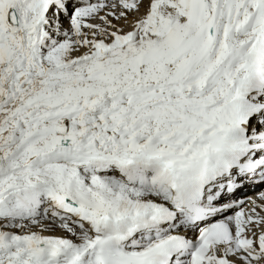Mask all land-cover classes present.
I'll return each mask as SVG.
<instances>
[{
  "label": "bare ground",
  "instance_id": "bare-ground-1",
  "mask_svg": "<svg viewBox=\"0 0 264 264\" xmlns=\"http://www.w3.org/2000/svg\"><path fill=\"white\" fill-rule=\"evenodd\" d=\"M119 1L121 4H118L117 10L119 12L123 11V16L126 12L125 10H128V2L130 1ZM184 1L151 0L150 3L154 5L157 15H152L148 10L143 11L144 18L152 16L154 19L151 29L143 28L140 33L138 30L128 31L127 33H117L115 31L112 33L111 38L113 41L110 43L108 42V38L105 39V42H90L88 46L92 45V47L89 48L87 46L89 49L80 51L77 57H73L67 62L60 64L57 61L52 62V68L67 66L69 70L64 72V69L63 73L58 71L59 74L49 73L46 77L51 79V83H54V81H66V78L74 76L76 73L86 74V72H90L91 75L92 72L97 73H94V76L91 78L87 77L84 81L82 79L85 77H83L81 79L82 82L79 81L81 83L76 84V86L73 84H61L63 88L60 86L58 89H55L54 87L55 93L45 95L47 93L45 91H49L50 89L47 88L48 90H45L47 86L39 88L41 76L42 73H45V69L38 65L35 56L38 50L45 53V49L51 48L54 44L56 45L57 42L64 39L63 37L67 33L72 32L71 27L65 23L69 20V16L67 19L65 18L66 15H60L58 29L51 24L45 28V26L35 20H37V15L42 12L46 0H0V119L9 118L2 121L5 123H1L0 121V125L3 124L0 127V137L10 130L8 128L12 126V123L14 125L19 124L17 122L18 119H13V117L15 118L18 115L19 110L25 109L33 97H36L35 100L40 102L39 99H42L40 97L45 95L44 102L48 101L46 106H50V103H53L55 98L77 95L78 101H81L79 106L82 105L80 110H76V113L72 111V107H70L71 110H68L70 113L67 115V119L69 117L77 118L78 123L73 124L72 122L73 125H70L71 123L69 122L68 124V120H66L68 125L67 130H58L56 133L54 131V133L48 132V134L36 136L28 145V147L31 145L35 146L36 151H32L28 155L25 153L26 156L21 154L24 157L20 161H23L24 165H21L20 161L13 162L14 165H17V171L27 165V157L29 158L32 154L35 155L34 159L38 161L32 164L30 169L25 173L28 176H32L28 178V181L35 190H40L39 193L45 195L40 199L37 208L33 212L27 214L21 210L17 214H10L12 217L10 218L13 220L7 221L4 224L8 225L12 223V225H15L18 222L16 220L18 217L25 219L45 217V219L42 218L46 222L44 229H49L52 225H56L53 222L70 223L79 231L80 235L84 233L88 234L91 233V230L87 225L80 223L79 214L87 209L101 207V210L96 211V214L100 219L103 218V224L97 232L98 236H102L106 231V228H103L105 224H107L108 228H111V224L105 221V215L114 217L118 215H132L134 211L138 209L145 210L155 203V200L147 195L145 196V193L142 196L135 195L133 190H137L138 188L134 185L131 186L130 184L120 182L118 183L120 187L114 186L116 183L110 179L111 171H106L98 175V177L88 175V171L83 172L84 166L90 165L88 163L98 165L96 161L107 160L108 158L110 160L112 157L118 155L131 157L129 153L115 151L117 148H128L131 153L138 152V154L147 159L151 151L158 150L157 146L163 142L161 139L167 138L163 134V136H148L149 139L146 146L145 144H139L143 141H133L131 137L137 134V132L126 121L130 117L127 118L124 115L125 118L123 119L122 117H115L113 114L112 117L104 121L100 119L93 121L95 119L93 118L92 125L89 127L90 129L79 122V120H87L91 116L97 117L101 111L100 108L109 109L110 106L116 107V109H123L128 104H131L127 98L131 99L130 95L133 93L135 87L140 91H136L134 95V103L136 104H143L145 102V97L140 100H138V97L146 96L149 93L146 88H153V92L163 91V93H167L165 97L179 100L180 103L186 102L191 108L189 109L190 111L196 105V109L198 110L199 108H204L201 111L203 117L207 114H214L224 123L225 118L222 117V111L225 109L224 106L228 107L227 103L233 94L232 89L239 77V67L246 59V57L242 56L244 42L237 39L234 48L224 49L223 53L218 50V33L215 32L219 29L217 25H220L226 16L229 0H211L212 2L210 0H190L192 3L191 7H187ZM241 2L242 0H235L234 6L237 7V4ZM146 4L144 1L141 3V6L145 7ZM85 5L83 2L75 3L74 9L81 8L80 12H82V7H85ZM238 7L240 11H246L247 9L239 5ZM10 10L15 12L16 19L14 23H11L7 19V11ZM111 12L112 8L106 9V13ZM101 14L103 13L101 12ZM123 18L124 20L131 21L132 26L139 27V24L136 22L137 17H133L134 22H132V18L130 19L128 15ZM117 24L118 26L120 25V23ZM204 24L206 29L201 30ZM40 29H43L42 33H40ZM44 29L47 30V33H45ZM44 34L47 35L41 39V35ZM196 34L200 35L196 36ZM40 42H42L41 45ZM200 47L204 49L200 50ZM27 50L28 54L25 55ZM219 52L222 54L221 58L224 57L221 62H219L220 57L216 60L214 59L215 53ZM31 54L34 56H31ZM205 56L207 58L203 59ZM91 58H94L95 61H90ZM201 58L203 64L200 62ZM214 60L219 63L217 69L210 73V68L207 72L209 73L208 77H202L204 70ZM80 63L82 66L78 67L77 64ZM72 67L75 69L71 70ZM77 69L78 71H76ZM92 69H96V71H92ZM14 72L18 73L15 79H13ZM83 75L81 74V76ZM55 84L54 86H56ZM25 89H28L29 92L25 93ZM144 89L146 91H143ZM145 93L146 95H144ZM127 95L128 97H126ZM49 97L52 100H49ZM17 98L21 101L17 102ZM36 102L30 104H35ZM176 107L178 108V106ZM39 109L36 108V111ZM59 112L53 115L52 113H50L51 115L48 114V118L52 119L49 122L53 123L58 129L61 128L58 122L64 119L61 111ZM75 114L77 117H75ZM168 115L172 116L170 113ZM211 118H214V116H211ZM211 118L209 117L210 120H212ZM150 119L153 121L154 128L160 127L159 119L155 117ZM209 119L202 118L200 121H207ZM189 120L190 118H186V121ZM147 121L145 119L146 125L143 127L145 130L150 129V123ZM7 123L11 124L8 125ZM77 124H79L80 129ZM94 124L97 127H94ZM178 125L179 123L173 124L172 127ZM216 128V125H213V129ZM8 132L9 135H12L11 131ZM12 137L7 138L2 142V145L10 147L12 145ZM90 147L93 149H90ZM59 151H65V154L62 152L63 154L55 156L54 153ZM46 155H54L55 157L47 160ZM72 168H77L78 170H72ZM2 171L6 172V168L0 165V182H7L8 174H3ZM22 175L19 171L17 172L15 177L19 178V180L16 181L18 184H13L15 188L22 184ZM84 175L86 177L81 180L80 177ZM114 176L117 177L116 175ZM20 178L22 179L20 180ZM130 187L132 188L131 191H129ZM24 190L26 196L31 194L28 189L24 188ZM10 191V185H7L4 189H0V197L2 196L4 200L11 198V201H16L17 198ZM45 196H50L51 199H46ZM48 200L50 202H47ZM43 203L46 204L47 213L43 210L45 209ZM137 204L139 205L134 206ZM258 204L264 205V198L260 199ZM9 211L12 210L9 209L7 212L4 210L6 213ZM261 212L263 210H259V213ZM257 216L258 214L252 215L253 218ZM30 222L23 219V221L18 222L19 225H15V231L19 227H22V230L26 227L34 229L28 236L21 237L20 239V241L25 240L28 245H34L33 248L40 250L38 254L36 252L32 256L31 264H78L82 262L84 252L81 253L74 247L64 246V243L68 242V238H64L63 236H59L60 239H57L55 236L54 239H47L45 242H49V245L47 247L44 246V248L41 247L44 244L43 239L45 237L43 229L29 227ZM122 224L123 221L119 223V226ZM58 226L60 225L58 224ZM62 230L66 231V233L68 232L65 229ZM2 234V236L7 237L10 233L9 230H3ZM93 239L89 241L86 250L91 251L93 248H96L97 243ZM21 245L19 244V246ZM0 248H5V244L0 243ZM25 251L20 248L19 251L15 252L21 255ZM5 253L4 256L0 255V264H18V262H14V259H7L11 258L12 255L9 251ZM42 255H46L48 258L41 259ZM21 257L24 256L21 255ZM18 261L21 260L18 258ZM223 262L229 264L227 260H223Z\"/></svg>",
  "mask_w": 264,
  "mask_h": 264
},
{
  "label": "rangeland",
  "instance_id": "rangeland-1",
  "mask_svg": "<svg viewBox=\"0 0 264 264\" xmlns=\"http://www.w3.org/2000/svg\"><path fill=\"white\" fill-rule=\"evenodd\" d=\"M141 5V4H140ZM121 20H123V19H121ZM120 20V21H121ZM139 33H140V31H138ZM64 39L63 40H61V41H59V42H57L56 43V45L54 44L51 48H47V49H45L44 50V52L45 53H43V52H40V50H38V52H37V55L35 56V59L38 61V65H40V67L41 68H43L44 67V69H45V73H42V78H41V80H40V82H41V84H39V88H41L42 86V88H44L45 86H47V87H45V90H48V89H50L49 91H50V93H49V91H45V92H47V93H45V95H47V94H52V93H55L56 91H55V89H58L60 86L63 88V85H61V84H66V85H74V86H76V84H78V83H81L82 82V80L84 81L85 79H87V77L88 78H91V77H93L94 76V73H97V72H92V75L90 74V72L89 73H87L86 72V74L85 73H76V75H74V76H69L70 77V79H69V77L68 78H66L65 80L66 81H62V82H58V81H54V83H56L55 85L56 86H54V83L52 82L51 83V79L50 78H47L46 76L49 74V73H58L59 74V72L58 71H60V73L62 72L63 73V70H64V72L65 71H68L69 70V67H67V66H64V67H58V68H52V62H54V61H57L59 64L60 63H62V62H67L68 60H70V59H72L73 57L75 58V57H77V54H78V52H80V50L81 51H85V50H88L89 48L87 47L88 46V44H87V39H86V37H84V36H81L80 37V34L79 33H68V34H66V36L65 37H63ZM102 42H105V40H103ZM33 52L34 53H36L34 50H33ZM33 53V54H34ZM28 54V50H27V53H25V55H27ZM31 56H34V55H32L31 54ZM114 56V55H113ZM31 59H32V57H30ZM47 61V62H46ZM90 61H95V59L94 58H91L90 59ZM94 63H96V62H94ZM42 65V66H41ZM77 66L78 67H81L82 66V64L80 63V64H77ZM51 67V68H50ZM57 69V70H56ZM67 69V70H66ZM73 69H75V68H71V70H73ZM102 70V69H101ZM76 71H78V69L76 70ZM92 71H96V69H92ZM14 75H13V79H15L16 78V76H17V72H14L13 73ZM81 74L83 75V76H81ZM89 75V76H88ZM45 77V78H44ZM75 77V78H74ZM83 77H85L84 79H82ZM23 78V77H22ZM45 80H44V79ZM77 79H79V80H77ZM82 79V80H81ZM49 81H50V83H49ZM79 81H81V82H79ZM64 82V83H63ZM70 82V83H69ZM77 82V83H76ZM53 88H52V87ZM54 87H55V89H54ZM48 88V89H47ZM54 91V92H53ZM74 91V90H73ZM24 92L26 93V92H29V90L28 89H25L24 90ZM72 92V91H71ZM74 93V92H73ZM28 94V93H27ZM26 94V95H27ZM42 95V94H41ZM45 95H42L40 98H42V99H39L40 100V102L39 101H37V100H35L36 99V97H33V98H31L30 99V101H29V104H27L26 105V107H25V109L23 108L21 111L19 110L18 111V115H16L15 116V118L13 117V119H18L17 120V122H19V126L17 125V124H13L12 123V126L11 127H9L8 129H10V130H8V131H13V130H15V131H13V134L12 135H10V137H12V136H14V137H12L13 139H12V145L10 146V147H8V146H3V145H1L0 146V161H2L1 162V164H4L3 166H5V168H6V174H8V179H7V182L6 181H2V182H0V189H4L7 185H10V187H11V193L12 194H14L15 195V197L17 196V197H22L23 195H26V192H25V190H24V188H26V189H28L29 191H30V189H33V186H32V184L31 183H29V181H28V178L29 177H32V176H28V174L26 175V173L25 172H27L29 169H30V166L32 165V164H34V163H36L38 160H35L34 158V154H32L29 158L27 157V159H28V161H26L27 162V165H25L23 168H21L20 170H17L16 171V167H17V165H14L13 164V162L14 161H20L24 156H26V155H28L29 153H32V151L34 152V151H36V149L34 150V146H30V147H28L27 145H29V143L31 142V140H32V138H33V135L34 134H36L35 135V138H36V136L38 137V136H40V135H42V134H48V132H53L54 133V131H55V133L57 132V130H59L58 129V127H56V128H54V127H52V126H54L53 125V123H51V122H49V121H51L52 119L51 118H48V116L49 115H51L50 113H52V115L55 113V114H58V113H60L59 111H61V113L63 112V113H68V115H69V113H70V111H68V110H71L70 109V107H72V111L73 112H75L76 113V110H80L81 108L80 107H82V106H79L80 105V103H81V101H78L79 100V98L77 97V95H69V96H65V97H59V98H55V101L52 103H50L51 105L49 106H46L48 103V101H46V102H44V98H46V97H44ZM117 95H119V94H117ZM144 95H146V93L144 94ZM40 96V95H39ZM77 97V98H76ZM145 97V102L143 103V104H140V105H135V106H133V104H128V106H125L123 109H116L115 107H110L109 106V109H104V108H100L101 109V111L102 112H100L99 114H98V116L97 117H90V118H88L87 120L86 119H82V120H79V122L84 126V125H86L87 127H88V129H90L89 127L92 125V119L91 118H95V119H93V121H96V120H98V119H100V120H102V121H104V120H108L110 117H112L113 116V114L115 115V117H122L123 119L125 118L124 116H126L127 118L128 117H130V118H134V117H136V114L138 113V112H142V111H144L145 109H146V106H145V104H146V101L148 100V98L146 99V96H144ZM65 98H66V100H65ZM49 100H52V98L51 97H49L48 98ZM69 99V100H68ZM33 100H35V101H33ZM74 100H76V101H74ZM17 102H20L21 100L19 99V98H17V100H16ZM37 101V102H36ZM156 101V99H153L152 100V102L154 103ZM34 102H36L37 103V105H36V103L35 104H30V103H34ZM130 102H133V100H131L130 99ZM74 104V105H73ZM181 105H176V106H178V108H180V109H178L177 107H176V109L177 110H179L178 112L179 113H182V112H185L186 110H189V109H191L190 108V106L185 102V103H180ZM34 107H33V106ZM44 105V106H43ZM53 105V106H52ZM38 106V107H37ZM42 106V107H41ZM84 106V105H83ZM162 106V105H161ZM167 106H169V105H167ZM51 107H53V108H51ZM56 107V108H55ZM67 107V108H66ZM77 107H79V109L77 108ZM13 108V107H12ZM11 108V109H12ZM36 108L37 109H39V108H41V109H39V110H37L36 111ZM69 108V109H68ZM77 108V109H76ZM113 108H114V110H113ZM27 109H28V111H27ZM35 109V110H34ZM66 109H68V110H66ZM75 109V110H74ZM204 108H199V110L198 109H196V108H194L193 107V109H192V112H193V110H194V112H200L201 113V111L203 110ZM27 112H26V111ZM31 110H32V112H31ZM40 110H42V111H40ZM35 111V112H34ZM67 111V112H66ZM190 111V110H189ZM30 114H29V113ZM20 113V114H19ZM22 113V114H21ZM24 113V114H23ZM27 113V114H26ZM26 114V115H25ZM49 114V115H48ZM109 114V115H108ZM119 114V116H117ZM122 114V116H120ZM24 115V116H23ZM36 115V116H35ZM111 115V116H110ZM124 115V116H123ZM135 115V116H134ZM17 116H19V117H17ZM24 117V118H23ZM75 117H77V115L75 114ZM22 118V119H21ZM38 118V119H37ZM41 120H40V119ZM48 118V119H47ZM97 118V119H96ZM5 119H9V118H4V120ZM25 119V120H24ZM46 119V120H45ZM50 119V120H49ZM76 120L77 121V118H68V119H66V120H68V124H69V122L71 123L70 125H73L74 124V121L73 120ZM3 119L1 120L0 119V121H1V123H5V122H2V121H4ZM23 121V123H21L22 121ZM45 120V121H44ZM85 120V121H84ZM129 119H126V121H128ZM71 121H73V124H72V122ZM29 122V123H28ZM46 122V123H45ZM78 122V121H77ZM84 123V124H83ZM94 123H97V122H94ZM8 124V123H7ZM11 124V123H10ZM10 124H8V125H10ZM49 124V125H48ZM173 124H177V123H173ZM172 124V125H173ZM3 124H1L0 125V127L2 126ZM7 125V126H8ZM50 125H52V126H50ZM95 125V124H94ZM171 125V126H172ZM77 126L79 127V124H77ZM85 126V127H86ZM49 127H50V129H49ZM76 127V126H75ZM48 128V129H47ZM45 129V130H44ZM53 129V130H52ZM61 129V128H60ZM79 129H80V127H79ZM87 129V130H88ZM39 130V132H37ZM40 130H43V131H40ZM86 130V131H87ZM143 130H145L144 128H143ZM15 132H17V133H15ZM15 133V134H14ZM16 136V137H15ZM32 137V138H31ZM34 138V139H35ZM28 143V144H27ZM25 145V146H24ZM21 147V148H20ZM23 147V148H22ZM25 149V150H24ZM28 150V151H27ZM21 151V152H20ZM25 153H26V155H25ZM21 154H23V155H21ZM20 156V157H19ZM18 157V158H17ZM31 158V159H30ZM33 158V159H32ZM20 163H22L21 165H24V162L23 161H20ZM14 165V166H13ZM13 166V167H12ZM20 172L21 173V175L23 176L22 178H20V180L22 179L23 180V182H22V184L19 186V187H17V188H15V185L13 186V184H18V183H16V181L17 180H19V178H16L15 176H16V174H17V172ZM44 171H46V170H44ZM25 173V174H24ZM13 174V175H12ZM15 174V175H14ZM12 175V176H11ZM26 175V176H25ZM97 176V175H96ZM15 177V178H14ZM25 177V178H24ZM14 179H16L15 181H14ZM24 179H26V180H24ZM13 181V182H12ZM3 182H4V184H3ZM33 182V181H32ZM7 183V184H6ZM25 183V184H24ZM124 183V182H123ZM29 185V186H28ZM3 186V187H2ZM13 186V187H12ZM115 186H118L119 187V184L117 183V184H115ZM13 191V192H12ZM35 193V192H34ZM29 196H30V194H29ZM29 196H26V197H29ZM43 199H45V198H43ZM3 201H9V204L10 205H12V204H14V206H13V208H12V211H9L10 213H12V212H17L18 211V209H17V205L15 204V202L16 201H11V198H9L8 200H4V199H2V196L0 197V243L2 244H5V248H0V255H3L4 256V253L7 251H9V253L10 254H12L11 255V258H7V259H14V262H18V264H31V260H32V256L34 255V254H36V252H37V254L40 252V250H38V249H35V248H33L34 247V245H28L27 244V241H25V240H23V241H20V239H21V237H24V236H28L34 229H30V228H28V227H26V228H24L23 230H22V227H19V229H17L16 231H15V228H16V226L15 225H19L18 224V222H20V221H23V219L24 220H28V221H31L30 222V225H29V227H34V228H37V227H39V228H41V230L43 229V233H44V236L45 237H49V238H45L44 237V239H43V245H41V247H43L44 248V246H48L49 245V242H45V241H47V239H54L55 237L56 238H60L59 236H65V234L66 235H71V233L73 232V233H76V232H79V231H77L76 230V228L72 225V224H70V223H58V222H53L54 224H56V225H52L49 229H51V230H49L48 228H45L44 229V227H46L45 225H46V222H44V220L43 219H45V217L43 218V217H37V218H33V219H25V218H22V217H18V218H16V220L18 221L17 223H15V225L13 224L12 225V223H10V224H4V223H6L7 221H12L13 219H11L12 217H11V215L9 214V215H6L7 213V211L10 209V207H7V208H4V206H3ZM12 202H14V203H12ZM44 203H43V207H44ZM45 209H43L44 210V212H46L47 211V207L45 206L44 207ZM4 210H6V212H4ZM8 212V213H9ZM47 213V212H46ZM13 214V213H12ZM11 217V218H10ZM43 218V219H42ZM9 219V220H8ZM39 219V220H38ZM2 221V222H1ZM4 221V222H3ZM41 222H42V224H41ZM33 224V225H32ZM58 224L60 225V226H58ZM11 225V226H10ZM68 225V226H67ZM62 226V227H61ZM52 228H54V229H52ZM62 229H65V230H67L68 232V234L66 233V231H64V230H62ZM74 229V230H73ZM3 230H5V231H8L9 230V233L10 234H8V236L7 237H5V236H2L3 234H2V231ZM76 230V231H75ZM10 235V236H9ZM55 236V237H54ZM8 237H10V238H8ZM8 238V239H7ZM6 239V240H5ZM9 240V241H8ZM14 240V241H13ZM12 242V243H11ZM19 244H22L21 246H19ZM12 245H14V246H12ZM25 245H26V247H25ZM12 247V248H11ZM20 248L23 250V251H25V252H23L21 255L22 256H24V257H21V255H20V253L19 254H17V252H15V251H19L20 250ZM24 248V249H23ZM6 249V250H5ZM36 250V251H35ZM3 252V253H2ZM34 252V253H33ZM6 254V253H5ZM23 254H25V255H23ZM27 255V256H26ZM17 256H19V257H17ZM30 256H31V258H30ZM27 257V258H26ZM18 258L21 260V261H18ZM44 258H48L46 255H42V257H41V259H44ZM6 259V260H7ZM262 260L261 261H259V263L257 262V263H255V264H264V256L261 258ZM36 261V260H35ZM24 262V263H23Z\"/></svg>",
  "mask_w": 264,
  "mask_h": 264
},
{
  "label": "water",
  "instance_id": "water-1",
  "mask_svg": "<svg viewBox=\"0 0 264 264\" xmlns=\"http://www.w3.org/2000/svg\"><path fill=\"white\" fill-rule=\"evenodd\" d=\"M11 18H12V20H14V17H13V15H11Z\"/></svg>",
  "mask_w": 264,
  "mask_h": 264
}]
</instances>
